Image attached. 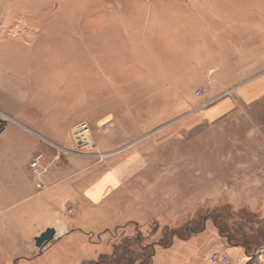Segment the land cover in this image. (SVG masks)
I'll return each instance as SVG.
<instances>
[{"label":"crops","instance_id":"1","mask_svg":"<svg viewBox=\"0 0 264 264\" xmlns=\"http://www.w3.org/2000/svg\"><path fill=\"white\" fill-rule=\"evenodd\" d=\"M50 6L43 2L32 13L18 1L0 0V118L4 121L0 131V258L5 255L7 264H20L29 253L32 259L39 258L63 238L82 232L73 219L79 207L91 214L107 197L115 200L125 194L126 185L147 166L143 157L147 147L139 146L143 140L151 138L155 147L176 138L193 139L203 131H214L215 124L232 113H243L235 109L237 102L251 104L264 96V0H173L171 36L159 24L166 20L164 11L154 13L151 19L142 13L124 16L121 11L53 18L50 11L43 12ZM24 11L32 25L23 31L17 21ZM151 20L152 31L140 35V23ZM12 22L14 28L8 29ZM56 31L72 39L49 45L48 37ZM109 42L117 58L114 63L102 59L99 64L97 56L101 48L106 51ZM171 42L172 81L165 83L158 77L157 84L164 88L153 93L155 88L147 77L133 81L132 86L146 87L136 109L128 110L133 99L127 95L96 99L80 90L86 76L91 77V91L105 84L117 90L113 76L118 77L120 71L136 67L164 72L163 47ZM135 46L144 48L139 51L141 60ZM156 55L159 61L150 67V59ZM208 78L212 87L199 98L165 89L168 84L188 86ZM124 104L126 109L122 110ZM121 116L140 119L135 130L123 132L138 131L141 141L120 152L72 155L67 160L70 166L54 168L57 160L40 177L30 167L38 153L48 160L54 158V146H65L63 135L78 121ZM117 141L109 142L110 146L115 148ZM105 161L104 168L93 176L90 170ZM84 172L86 179L81 176ZM72 178L80 179L65 185ZM36 182L43 188L38 190ZM149 204L151 210L158 209L160 198ZM68 207L71 215L65 214ZM66 218L73 224L67 225ZM57 223L63 227L62 233ZM48 226L55 230L54 239L36 247L34 237ZM230 247L235 253L239 252L237 247L242 248ZM234 254L232 259L237 257Z\"/></svg>","mask_w":264,"mask_h":264},{"label":"rangeland","instance_id":"2","mask_svg":"<svg viewBox=\"0 0 264 264\" xmlns=\"http://www.w3.org/2000/svg\"><path fill=\"white\" fill-rule=\"evenodd\" d=\"M11 1L20 2L32 13L36 12L37 6L43 2L51 3L50 9L43 8V12L50 11L53 18L61 14L86 17V13L107 14L109 11L116 13L121 11L124 16L142 13L150 18L154 13L164 11L166 20L159 24L165 27L163 31L167 36H171L169 34L173 28V0ZM105 6L109 7L108 10ZM22 13L21 19L17 22L21 23L24 31L30 29L32 21L26 11ZM140 25H142L138 28L140 35L142 33L146 35L148 31H152L154 23L151 20ZM130 27L132 28V25ZM7 28L13 29V22ZM136 28L133 24V31ZM154 36L157 37V33ZM48 38V44L53 46H58L55 42L65 43L66 40L72 39L59 31ZM166 38L168 41L172 40V37ZM112 43L115 44L116 41ZM112 43L105 45L106 51L101 48L97 56L99 64L102 59H110L105 62L116 60ZM163 48L166 54V58H161L166 67L164 72L154 69L142 71L135 67L125 72L120 71L121 74L117 77L114 70L113 77L118 82L117 90L114 86L105 84L91 91L93 87L89 86L90 76L85 77L87 80L84 88L79 89L86 90L87 95H95L96 99H99L98 97L108 99L113 96H118L119 99L127 95L133 99L127 106L128 110L132 111L140 102L139 97L146 95V87L132 86L133 81L147 77L153 83L151 88H155L150 93L164 88L157 84L158 77H161L163 82L165 80V83L172 81V42ZM134 49L141 60L139 51L142 48L135 46ZM157 55L150 59V67L159 61ZM198 83L179 87L168 84L165 89L169 93L195 99L198 97L195 95L197 89L204 86L206 93L212 87L210 84L207 85L206 80ZM87 99L90 100L88 97ZM168 105H172V102ZM121 106L122 110L126 109V104ZM235 109L244 112L232 113L223 121L216 123L214 131H203L193 139L176 138L165 145L161 144L163 146L155 147L150 143L151 138L140 142L139 146L147 147L143 154L147 166L126 185L128 191L115 200L107 197L91 214L84 213L79 207L74 212L73 219L76 225L83 229L82 232H75L63 238L44 251L39 258L32 259L29 253L23 257L25 261L20 264H129L137 249L132 242L137 229L142 235V243L155 244V252L150 256L149 264H264V96L251 104L240 105L237 102ZM139 120L137 117L121 116V119L106 118L98 122L97 119L78 121L70 129L69 134L63 135L65 146H54V158L50 160L52 162L50 167L57 160L54 168L70 166L67 160L75 154L102 155L120 152V149L134 145L138 140L141 141V134L138 131L127 133L123 131L135 130L136 122ZM115 138L118 140L117 146L112 148L109 142H113ZM95 160L97 159L92 161ZM106 164L107 161L98 164L90 173L93 176L98 174ZM87 175V172L81 174L85 179ZM79 179H68L65 185L68 186L69 182L77 183ZM155 198H160V204L157 206L158 209L151 210L148 204ZM65 214L71 215V212ZM128 220L137 222L138 225L129 224L126 222ZM66 223L70 225L72 222L68 220ZM57 225L60 231H64L60 223ZM166 225L168 229H182L186 226L199 231L188 230L184 237L177 233L167 237L168 230L164 229ZM221 228L223 234L219 233ZM227 237L230 238L229 241ZM159 239L166 241L167 245L156 244ZM234 245L242 247H237L239 252L229 250L230 246ZM232 254L238 258L234 256L232 259ZM0 264H7L5 255L0 258Z\"/></svg>","mask_w":264,"mask_h":264},{"label":"trees","instance_id":"3","mask_svg":"<svg viewBox=\"0 0 264 264\" xmlns=\"http://www.w3.org/2000/svg\"><path fill=\"white\" fill-rule=\"evenodd\" d=\"M130 223H133L136 226L138 225V223L134 222V221H129V224ZM185 227H183L182 229L181 228H169L168 229V227L166 225L164 227V229L168 230V235L166 234L167 237H172L175 233L179 234L180 237H184L185 234H187L188 230L190 232L199 231L198 229L195 230V229H192L189 227L188 228L187 227L185 228ZM185 229H187V230H185ZM136 231H137L136 236L134 238V241H132V242H133L134 246H136L137 249L135 250V254H134L133 258H131L129 264H134L136 262L138 264H149L150 259H151L150 256H152V254L155 252L154 251L155 250V244L153 243V245H150V244L142 243L143 242L142 235L138 229ZM219 233L223 234L222 228H221V230L219 229ZM127 240L125 242H127ZM227 240L229 241L230 238L227 237ZM156 244L167 245V242L159 239V240H157ZM125 246H127V244H125Z\"/></svg>","mask_w":264,"mask_h":264},{"label":"built area","instance_id":"4","mask_svg":"<svg viewBox=\"0 0 264 264\" xmlns=\"http://www.w3.org/2000/svg\"><path fill=\"white\" fill-rule=\"evenodd\" d=\"M211 72H212V70H210L208 74H211ZM206 83H207V85H209L211 83V79L208 78L206 80ZM205 90H206V88L204 86H202V87H200L199 89H197L195 91V95L198 96V97L202 96L204 94ZM51 163L52 162L50 160H48L43 153H38L33 158V160L30 162V167L33 169L35 175L40 177L42 174H45L48 171ZM35 185H36V188L38 190L43 188V186H42V184L40 182H36ZM66 212L70 213L71 209L67 208Z\"/></svg>","mask_w":264,"mask_h":264},{"label":"water","instance_id":"5","mask_svg":"<svg viewBox=\"0 0 264 264\" xmlns=\"http://www.w3.org/2000/svg\"><path fill=\"white\" fill-rule=\"evenodd\" d=\"M4 121L0 119V131L3 128ZM55 235V230L52 226L46 227L37 236L34 237V244L38 248H42L46 243L51 241Z\"/></svg>","mask_w":264,"mask_h":264},{"label":"bare ground","instance_id":"6","mask_svg":"<svg viewBox=\"0 0 264 264\" xmlns=\"http://www.w3.org/2000/svg\"><path fill=\"white\" fill-rule=\"evenodd\" d=\"M60 232H63V231H62V230L60 231V228H59V233H60ZM55 237H56V236H55ZM53 239H54V237H53ZM53 239H52V240H53ZM52 240H51V241H52ZM49 242H50V241H49ZM46 244H47V243H46ZM172 260H173V259H172Z\"/></svg>","mask_w":264,"mask_h":264}]
</instances>
